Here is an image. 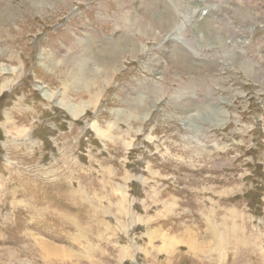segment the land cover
Listing matches in <instances>:
<instances>
[{
    "label": "rangeland",
    "instance_id": "1",
    "mask_svg": "<svg viewBox=\"0 0 264 264\" xmlns=\"http://www.w3.org/2000/svg\"><path fill=\"white\" fill-rule=\"evenodd\" d=\"M0 264H264V0H0Z\"/></svg>",
    "mask_w": 264,
    "mask_h": 264
},
{
    "label": "bare ground",
    "instance_id": "2",
    "mask_svg": "<svg viewBox=\"0 0 264 264\" xmlns=\"http://www.w3.org/2000/svg\"><path fill=\"white\" fill-rule=\"evenodd\" d=\"M201 11H202V10H201ZM7 18H8V17H7ZM164 18L168 19L169 17H168L167 15H165ZM164 18H163V19H164ZM203 22H204V21H203ZM167 24H168V23H167V20L162 21V25H163V26H165V25L167 26ZM202 25H203V24H202ZM45 97H46V96H45ZM57 105H58V104H57ZM12 258H13V257H12Z\"/></svg>",
    "mask_w": 264,
    "mask_h": 264
}]
</instances>
